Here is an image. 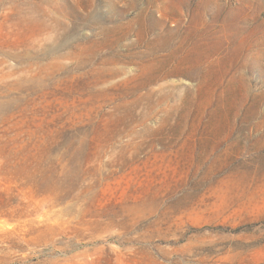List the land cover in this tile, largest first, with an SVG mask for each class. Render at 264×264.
<instances>
[{"label":"rangeland","instance_id":"1","mask_svg":"<svg viewBox=\"0 0 264 264\" xmlns=\"http://www.w3.org/2000/svg\"><path fill=\"white\" fill-rule=\"evenodd\" d=\"M72 1L0 0V264H264V0Z\"/></svg>","mask_w":264,"mask_h":264},{"label":"bare ground","instance_id":"2","mask_svg":"<svg viewBox=\"0 0 264 264\" xmlns=\"http://www.w3.org/2000/svg\"><path fill=\"white\" fill-rule=\"evenodd\" d=\"M43 2L46 6L41 13L40 19H42L44 28L48 30V33L56 34L59 29L65 27L61 16L69 17L75 13L74 4L69 2V0H43Z\"/></svg>","mask_w":264,"mask_h":264}]
</instances>
